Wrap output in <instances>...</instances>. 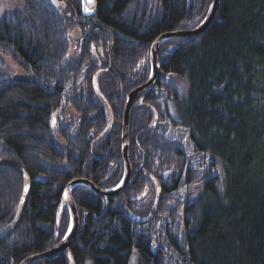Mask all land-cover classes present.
Masks as SVG:
<instances>
[{"label":"trees","instance_id":"16d2710c","mask_svg":"<svg viewBox=\"0 0 264 264\" xmlns=\"http://www.w3.org/2000/svg\"><path fill=\"white\" fill-rule=\"evenodd\" d=\"M60 1L57 8L51 0H24L21 11L2 16L0 53L35 82L50 87L59 79H84L95 95L88 51L99 46L106 57L99 67L107 71L95 82L109 101L148 79L156 38L196 28L212 2L94 0L86 13L84 0ZM80 25L86 36L81 59L65 62L70 34ZM158 59L159 78L143 100L157 123L152 109L132 108L129 161L136 173L140 168L161 180L171 172L172 178L162 182L159 201L140 175V183L114 199L75 188L72 199L82 210L69 247L74 264H264V0H221L202 35L163 42ZM57 95L0 80V161L18 164L30 179L21 223L5 236L22 180L0 166V264L42 254L68 232L61 196L81 165L50 142L48 107ZM106 117L121 168L120 117L113 123ZM64 165L69 172L62 176ZM121 176L119 169L102 188L115 187ZM147 183L152 201L138 202ZM33 264L69 263L63 252Z\"/></svg>","mask_w":264,"mask_h":264},{"label":"flooded vegetation","instance_id":"af4514ba","mask_svg":"<svg viewBox=\"0 0 264 264\" xmlns=\"http://www.w3.org/2000/svg\"><path fill=\"white\" fill-rule=\"evenodd\" d=\"M80 27L82 26L80 25L79 27L74 28V30H79V33L75 34L76 36L75 38H77V41L74 39L72 35L73 31L70 34L72 41H68L69 47L66 53V57L64 59L65 62L71 61L72 63H78L81 59L80 55L82 54L81 52L84 50L83 45L85 44L86 36H85L84 29L82 30V28ZM102 51H103L102 48L99 46H97L96 48L92 50H90L89 48V51H88L89 59L88 60L91 63L87 68L90 69L91 64H92L95 69L94 73H96L98 70H104L105 72L107 71V69H103L99 67L101 63L103 62L100 59L106 58ZM69 53H70V56L68 57ZM92 55L95 58V60H93ZM158 62H159V59H158ZM79 65L80 64H77V67ZM150 72H151V66H150ZM22 74L30 77L29 74L25 72V70ZM3 81H12V80H3ZM31 82H32L31 84H22V85H30V86L37 87L41 89L45 94L52 95V93L54 92L58 94L56 97L57 99L56 104H53L50 107H48L50 116L48 117L49 120L47 121V124H48V130H49V135H50V142H52L57 149L64 152V154L67 157L71 154V157L75 161L79 160L77 163H80L81 165L80 176L72 178L71 180H74V179L87 180L101 191H112L116 189L117 185L109 189H103L102 187L108 184L110 181L114 180L119 169L122 171V176H121V179L118 185L121 183L124 177V166H123V163L120 157V137H121L122 113H123L124 105L126 103V96L133 89L124 94L123 93L120 94L119 98H116V96L112 97L110 98V101H109L108 99H105L101 93L97 94L96 92H94L93 87H92V78L90 81V88H91V91L95 95H92V93L88 90V87L85 86L84 79H81V80L80 79H59V80H56L54 83H51L50 87L48 85L49 82L39 83V82L33 81L32 79H31ZM152 89L149 92H151ZM148 93L140 95L134 102L132 108L136 105L140 107H146V106H143V104L147 105L143 100L147 96ZM148 106L149 105H147V108L150 107ZM102 108H105L106 111H104ZM106 116H109L111 123L114 122L115 117L116 118L120 117L119 158H120L121 168H119V164L114 158V155H113L114 147L113 146L115 142L112 140L113 137H110L111 135L115 137V129L111 132L112 128L107 127V117ZM53 119H55V126L53 125ZM101 119L104 120L106 127H103L101 125ZM128 138H129V134H128ZM129 149H130V142H129V148H128V158H129ZM84 150H86V153H87L85 157L86 159L84 158V160L83 159L81 160V156ZM88 166H90L91 169H89ZM68 167L69 166L67 165L60 167V168H63L60 170V173L62 174V176H64V174L65 175L68 174L67 173L69 172ZM90 171L91 172L96 171L98 172V174H96V172L91 173ZM142 171L143 170L139 168V170H137V173H138L137 174L135 172V169L132 168V165H131V178H130V182L128 183L126 189L136 181L140 183V179H138V176L140 175L142 176V178L145 179V181L150 182V184L153 187L152 192L154 193V197L157 198V201H159L161 190H162V186H161L162 182L169 181L172 178L173 173L166 180H164V173L162 175L161 180L154 178L157 181L159 189H160V193L158 195L156 192V187L154 183L151 182L144 175H142ZM79 186L86 188L83 185H77L72 189V192L75 188ZM148 187L149 186L147 183L144 189L142 190V192L144 193V190L146 189L147 193L145 197L138 202H143L144 200H146L145 202L152 201V195H151L152 193L149 191ZM126 189L121 194H123L126 191ZM94 196L96 195L94 194ZM139 197L136 199H139ZM111 199H114V198H111ZM104 200H109V199H104ZM77 209H78V212L82 210L80 208H77Z\"/></svg>","mask_w":264,"mask_h":264},{"label":"water","instance_id":"95a60500","mask_svg":"<svg viewBox=\"0 0 264 264\" xmlns=\"http://www.w3.org/2000/svg\"><path fill=\"white\" fill-rule=\"evenodd\" d=\"M83 4L85 7H89L91 9L94 7V3L88 4L87 0H84ZM213 4H214V7H212V11L209 12L208 10V13L206 15L207 19L206 20L204 19V21L199 26L191 30H182V31L162 34L158 38H156L150 46L149 58H150L151 72H150L149 78L147 79L145 83L133 89L126 96V103L124 105V109L122 113L121 137H120V157H121V160L124 166L123 185L120 187H117L116 189L112 191H101L87 180H84V179L71 180L63 190V193L61 196V207H60V211L63 208V206H66L68 208L69 217H70L69 227H71V232L69 233V229H68V232L66 234L67 238L65 239L66 237L65 236L63 240L60 243H58L55 247L51 248L50 250L42 254L30 256L26 258L25 260H23L20 264H33L37 261L48 260L63 252H65L67 256L68 263L74 264L72 256L69 252V247L73 243L77 235L79 225H80V219H79L78 209L72 199V195H71L72 189L77 185H83L86 188H88L92 193H94L96 196L100 198H104V199H111V198L118 197L126 189L128 183L130 182V178H131V165H130L129 158H128V148H129L128 134H129L130 113H131L132 106L134 102L136 101V99L140 95L148 93L154 87V85L156 84L158 80V77H159L158 52H159L160 45L167 40H193L199 37L200 35H202L208 29L211 23L214 21L217 10L221 4V0H212L210 7ZM77 33H79V30H73L72 32V35L76 41H77V38H75L76 37L75 34ZM93 60H95L94 57H93ZM103 71L104 70H98L96 73H94L92 77V87H93L94 92H96L97 94H100V92L99 90L97 91L98 88L96 86L95 79L97 75ZM11 80L12 82L16 84H31L32 83L30 77L23 75V74H15L13 75ZM143 106L147 107V105L145 104H143ZM149 108L152 109V107H149ZM153 123L154 125L157 123V115L155 112H154V122ZM0 166L12 168L19 174L22 180V193H21V197L19 200L15 222L13 226L11 227V229L5 235V236H9L17 230V228L19 227L21 223V219L23 217V213L27 205L29 194H30V179L28 175L26 174V172L16 163L8 162V161H0ZM171 174H172L171 172L164 173V180L168 179L171 176ZM142 175H144L146 178H148L151 182L154 183L156 187V192L159 195L160 189H159L157 181L153 177L147 175L144 171H142ZM26 186L28 189L27 192H25ZM65 193H67V197H68L67 200H65ZM146 193H147V190L145 189L144 193L139 197V199H137V201L142 200L145 197ZM22 197H23V202H21ZM85 219H86V216H85ZM69 256L71 257V259H69Z\"/></svg>","mask_w":264,"mask_h":264},{"label":"rangeland","instance_id":"374dc122","mask_svg":"<svg viewBox=\"0 0 264 264\" xmlns=\"http://www.w3.org/2000/svg\"><path fill=\"white\" fill-rule=\"evenodd\" d=\"M53 2V0H51ZM24 0H0V18L2 16L11 15L19 12L22 9ZM53 4L57 8L62 7L60 0H55ZM70 53L68 54V57ZM0 62L2 67L0 69V80H11L13 75L22 74L24 69L12 58L0 53Z\"/></svg>","mask_w":264,"mask_h":264},{"label":"snow or ice","instance_id":"6c2138e0","mask_svg":"<svg viewBox=\"0 0 264 264\" xmlns=\"http://www.w3.org/2000/svg\"><path fill=\"white\" fill-rule=\"evenodd\" d=\"M53 2H55V0H53ZM87 2H88V4H93L94 3V0H87ZM212 7H214V4L209 8V12H211L212 11ZM84 11L86 12V13H90L91 11H92V9L91 8H89V7H85L84 8ZM198 19V21H199V18H197ZM207 19V17H205V20ZM97 91H98V89H97ZM53 125L55 126V119H53ZM123 183H124V181L122 180L121 181V183L119 184V185H117V187H120V186H122L123 185ZM27 186L25 187V192H27ZM68 199V197H67V193H65V200H67ZM21 202H23V197L21 198ZM71 232V227H69V233ZM58 235H59V233H58ZM67 238V236L65 237V239ZM69 259H71V257L69 256Z\"/></svg>","mask_w":264,"mask_h":264}]
</instances>
